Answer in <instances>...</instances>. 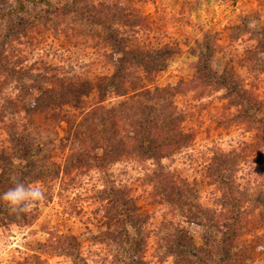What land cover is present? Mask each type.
<instances>
[{"label":"rangeland","instance_id":"obj_1","mask_svg":"<svg viewBox=\"0 0 264 264\" xmlns=\"http://www.w3.org/2000/svg\"><path fill=\"white\" fill-rule=\"evenodd\" d=\"M38 1L0 23V155L15 165L0 194L13 175L44 193L24 213L0 202V264H131L130 244L135 264H264V0ZM58 82L85 83L90 106L49 103ZM120 104L152 107L166 146L84 127L95 149L79 161L80 119ZM24 136L45 148L11 142Z\"/></svg>","mask_w":264,"mask_h":264},{"label":"trees","instance_id":"obj_2","mask_svg":"<svg viewBox=\"0 0 264 264\" xmlns=\"http://www.w3.org/2000/svg\"><path fill=\"white\" fill-rule=\"evenodd\" d=\"M31 4H37L36 6H40L42 3H40L39 1L37 2V0H18L17 4L15 5H11V4H4L3 7L0 6V23H8L9 27L11 25V23L13 24V22L15 20H19L21 21L23 18L26 19L27 16H34V14H31V12L27 13V7L29 8V6ZM75 4L77 5V2H75ZM60 12V11H59ZM57 12L56 14V19H58L60 13ZM77 13L80 15V18H85V13H82L81 11H74V13ZM27 14V15H26ZM79 17V16H78ZM88 18V17H87ZM23 19V20H24ZM89 19V18H88ZM14 20V21H13ZM13 21V22H12ZM117 77H114V79H116ZM124 78H127V75L125 76H121L120 79L124 80ZM119 79V77H118ZM102 80L101 77H99V81ZM111 80V78H110ZM63 83L65 84L66 87H68L70 85V81H66V80H62ZM60 82V81H59ZM59 82L50 88H46L44 90L43 95L45 96V98H47V100H49V103L52 102L53 104V99L54 102L58 103L61 100V107L65 106L67 107L69 104L70 105H74V107L78 110H85L86 108H88L90 105L87 103L86 99L87 97L90 95L87 93V91H85L84 86L85 83H83V85H80L79 88L73 89V90H58L59 86ZM114 84V83H113ZM124 86V82H122L119 86V88ZM58 90V91H57ZM125 91V90H124ZM123 92V91H122ZM124 94H126L124 92ZM85 97V98H84ZM60 98V99H59ZM102 101H100L101 103L105 101V98H101ZM54 103V104H55ZM126 104V103H125ZM125 104H120L119 108L115 109L114 111H107V112H100L98 114V117L96 119H90L89 117H93L95 114L98 113V111H100V109L96 108L98 106H94L91 110V112H88L87 114L84 115V117H82L80 119V121L78 122V124L76 125V127L73 129L75 135L77 136L78 141L72 144V147H75V154H79V161H86L88 158H92L93 157V151L95 149V146L90 145V143L88 142V131H85V133L81 132L79 135H77L76 130H81V128L85 127V130H87L89 127L93 126L95 128H98L97 132L99 135H101V138L103 140L104 143H111L112 141H114L116 138V136L121 132V127H124L125 130L127 129V127H132V131H130V133H134L132 136L131 140H135L138 139L140 142H143L144 144H152L153 146H156V148H164L166 146L167 143H164V131L166 128L165 126H162L159 123V117L156 114V112L154 111V109L152 107L146 108L144 106H134L132 104L125 106ZM125 106V107H124ZM64 107V108H65ZM64 108L59 109L58 111H62L64 112ZM33 115H38L39 118L41 119V116H43L44 111L42 110H34L32 111ZM145 114V119H141L140 116H143ZM68 121L71 122V125L75 122L72 121V119H68ZM31 125V124H30ZM29 124L27 126H29L30 128V134H32L33 132H38L43 130L42 126L39 123H34L33 125L30 126ZM121 125V126H120ZM128 125V126H127ZM80 128V129H78ZM39 133V132H38ZM41 137L43 134H40ZM41 137H39L38 139L41 140ZM34 138L33 137H13L12 138V143L14 145L16 144H20L22 143V141H24L22 143V145L28 144L30 143V145H32V147L36 148L37 152H40L41 150H43L45 148V142H43L42 140V145H41V149H38L39 145L33 141ZM104 143H102V146H105ZM38 146H37V145ZM130 144H127V147H129ZM149 145L147 146V150H145V152L149 151ZM160 145V146H158ZM110 146V145H109ZM14 147V146H13ZM18 149V146H15ZM27 152V149H26ZM5 153V152H4ZM13 153H9L6 156H2L0 155V168L2 171V174L0 176H4L5 178H7L6 174H11L13 172V167L15 166L13 164ZM87 158V159H86ZM24 162V161H23ZM25 166L22 170L23 171H31L33 166H31L28 162L25 161ZM27 171V172H28ZM17 174L21 173V175L23 174L20 171H16ZM165 179V177L163 178ZM7 180V179H5ZM169 182V180H168ZM167 182V183H168ZM183 188H179V190L177 189V192L179 194H184L183 192ZM124 212V211H122ZM121 214L120 210H115L113 215H119ZM126 218L131 222V224L133 223V226L136 229H138V219L137 217H135L136 211L134 210V212L131 211L130 212H126ZM216 214V215H215ZM210 215H215L218 216L220 215L217 214V212H210L207 211L206 212V216H210ZM242 216V215H241ZM214 217V216H212ZM216 222H218L220 220L219 217H216ZM213 220V219H212ZM242 222V219H237L236 221H234L232 223L228 222L227 225H229L231 228L234 227L235 229L237 228L236 225L240 224ZM218 227V226H217ZM216 241H211L212 245L214 244V246H216L218 249H220V240L218 239V237H214ZM211 244V243H210ZM133 245L130 244L128 247V251H127V258H129V263L131 264H135L133 263V260H136L138 257V253L136 254L135 252H133L134 247H132Z\"/></svg>","mask_w":264,"mask_h":264},{"label":"clouds","instance_id":"obj_3","mask_svg":"<svg viewBox=\"0 0 264 264\" xmlns=\"http://www.w3.org/2000/svg\"><path fill=\"white\" fill-rule=\"evenodd\" d=\"M14 187L0 194V202L12 213H24L30 210L37 201H43L44 193L36 186H26L16 175L11 177Z\"/></svg>","mask_w":264,"mask_h":264}]
</instances>
